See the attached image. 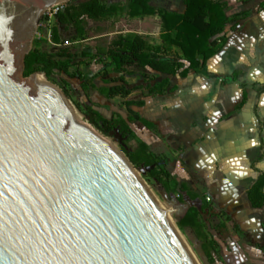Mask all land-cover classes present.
Here are the masks:
<instances>
[{
  "label": "water",
  "instance_id": "95a60500",
  "mask_svg": "<svg viewBox=\"0 0 264 264\" xmlns=\"http://www.w3.org/2000/svg\"><path fill=\"white\" fill-rule=\"evenodd\" d=\"M63 1L0 0V264H189L127 157L60 90L27 82L43 74L16 79L41 17Z\"/></svg>",
  "mask_w": 264,
  "mask_h": 264
},
{
  "label": "rangeland",
  "instance_id": "374dc122",
  "mask_svg": "<svg viewBox=\"0 0 264 264\" xmlns=\"http://www.w3.org/2000/svg\"><path fill=\"white\" fill-rule=\"evenodd\" d=\"M102 1L109 6H118L117 3L124 2L123 10L115 12L105 21L87 20L84 34L81 36L72 27L58 24L53 17V11L45 12L28 44L30 51L39 49L43 52L55 53L68 50L74 58L64 62L69 66L70 72H78L85 82H89L87 89H82V82L78 78L71 79L63 73L49 79L44 78L64 94L83 116L85 122L90 124L84 115L87 108L95 110L108 120L118 117L125 120L133 131V137L127 140L122 139L117 131L106 136L90 124L106 137L104 140L124 159L125 152H136L139 144L143 143L147 136L152 137L155 143L161 146L159 155L155 157L156 160L150 168L134 172L161 216L169 224L190 264H264V254L258 246V242L264 237V213L260 210H251L245 204V191L254 175L247 177V170L241 164L232 167L231 163L227 162L228 153H224L223 135H216L217 140L214 145H211L210 140L205 136L194 140L193 145L197 152L195 158L198 161L189 162L188 169L180 170V152L184 153L183 148L180 149V136L171 139L168 135V131L169 133L175 131L180 115L171 116L172 118L161 115L168 111L175 96L174 92L178 90L179 78L171 79L172 83L169 86L175 89L157 97L146 95L145 87L148 84L140 77L128 78L129 88L142 86L143 89L133 92L125 99L106 98L103 90L109 86L108 81L114 75L110 72V68L105 69L103 55H95L106 52L109 44L119 34L147 33L155 39L161 22L158 17L150 23L130 19L127 17V0ZM176 1L153 0V4L177 9ZM256 8L257 6L253 11ZM254 26H256L255 20L253 27L252 23L242 22L234 30H229L226 35L230 38L234 36L233 45L230 51L221 55V59L223 64L227 60L228 63L235 60L236 67L233 73L248 86V92H253L255 95L256 82L264 79V40L258 39L253 33ZM246 28H249V31ZM54 33L57 34L58 43L53 40ZM103 72L110 73L105 76ZM16 79L23 80L21 72L16 75ZM162 80V76H156L155 81L149 84L153 86ZM127 102L132 103L130 107L126 105ZM254 102L255 99L251 103ZM140 103L142 105H139ZM129 110L137 112L144 121H150L152 118L157 123L154 122L152 128L141 122L137 123L134 114L130 115ZM248 118L250 119L240 124L250 125L251 129L245 131L249 136L247 139L251 143L257 142L255 120L252 114H249ZM173 120L174 131L168 127ZM162 146L164 149L160 153ZM152 169L162 173L165 187L150 177ZM163 173H167L169 177H164ZM191 207L198 210L201 226L198 230L190 228L180 230L178 222Z\"/></svg>",
  "mask_w": 264,
  "mask_h": 264
},
{
  "label": "trees",
  "instance_id": "16d2710c",
  "mask_svg": "<svg viewBox=\"0 0 264 264\" xmlns=\"http://www.w3.org/2000/svg\"><path fill=\"white\" fill-rule=\"evenodd\" d=\"M181 1L185 8L183 14L168 13L153 7L150 5V0H128L126 8L130 18L147 16L160 18L162 45L160 48L154 49L147 44L141 35H119L109 44L106 52L95 55H103L102 60L105 63V69L110 68V72L114 75L108 81L109 86L103 90L106 98L120 97L125 99L133 92L142 90V86L129 88L127 79L134 77H140L148 84L145 87L147 96H163L169 90L168 77L186 78L190 73L202 71L208 62L224 48L226 44L225 30L228 27H236L247 18L246 13L227 17L225 14L226 4L221 1ZM122 10V7L108 6L102 0H72L62 9H58L53 17L58 24L72 27L81 36L84 34L87 20L105 21L110 19L115 12ZM53 40L58 43L56 33L53 35ZM173 47L180 50V56L172 51ZM73 58L74 55L66 49L55 53L34 49L24 58L22 76L28 78L33 74L40 73L49 79L63 73L71 79L78 78L82 82V89L86 90L89 82H85L78 72H70L69 66L64 62ZM148 71L166 78L151 86L149 83L155 81L156 76L149 74ZM110 72H103V75L108 76ZM131 104V102L126 103L128 107ZM129 113L130 115L134 114L131 110ZM84 115L91 125L106 136L117 130L124 140L133 137V131L120 117L108 120L91 108H87ZM134 116L137 122L152 128L151 124L135 114ZM125 155L136 170L150 168L156 160L144 143L139 144L136 152H125ZM257 173L256 180L246 191L245 196L251 209L264 212V173ZM149 175L165 187L166 183L163 182L160 171L157 172L152 169ZM163 175L169 177L167 173H163ZM198 215L196 208H189L178 222L179 229L198 230L201 226ZM260 251L264 253V246L260 247Z\"/></svg>",
  "mask_w": 264,
  "mask_h": 264
},
{
  "label": "crops",
  "instance_id": "0c3cea01",
  "mask_svg": "<svg viewBox=\"0 0 264 264\" xmlns=\"http://www.w3.org/2000/svg\"><path fill=\"white\" fill-rule=\"evenodd\" d=\"M214 1H221L226 4L225 14L227 17L246 13L247 18L240 23L249 22L252 23V27L255 20L256 26H254L253 33H255L258 39L262 38L264 40V0ZM123 3L119 2L117 5L123 7ZM150 5L168 13L183 14L185 10L181 0L176 1L177 9L156 6L153 4V0H150ZM256 6L257 8L253 11V8ZM154 18L156 17L147 16L130 19L135 21L143 20L150 23ZM159 21L161 22L160 18ZM239 24L234 28L228 27L225 30L226 44L224 48L208 62L202 71L199 73H190L186 78L168 77L169 85L172 83L171 79L174 78H179L180 84L178 85V90L174 92L175 96L171 100L172 102L169 105L168 111L161 115H165L168 118L180 115V120L177 119L178 126H175V131L172 129L174 120L173 122H168V127L174 131L170 133L168 131V135L171 139H176V136H180V149L183 148L184 151V153L180 152L181 171L188 169L187 164L189 162L196 163L198 161L195 158L197 152L194 149V140L205 136V138L210 140V144L214 145L217 140L216 135H223L225 139L224 153H228L227 162L231 163L232 167L241 164L247 170V177L254 175L246 189L247 191L256 180L258 176L257 172L264 173V79L256 82L257 88L254 95L253 92H248V86L244 84L243 80L239 79L233 73L236 67L235 60H232L230 63H228V60L225 64L222 63L221 55L231 50L234 41V36L232 39L226 33L229 30L237 28ZM247 29L249 31V28ZM247 33L249 34V32ZM136 34L144 37L147 44L154 49L160 48L162 45L160 39L161 25L158 26V33L155 35V39L151 38L152 35L147 33ZM153 39L155 40L154 44ZM172 51L176 52L179 56L181 55L180 50L176 47H173ZM148 73L154 76H162L151 71H148ZM162 77L163 79L166 78L165 76ZM240 78L243 77L240 76ZM172 89H175V87L169 86V90ZM254 99L255 102L253 104L251 102ZM133 113L139 116L137 112ZM249 114H252L255 120L254 125H256L257 142L253 143L247 139L249 136L245 134L246 130L251 129L250 125L242 126L240 124L250 119L248 118ZM139 117L143 119L141 116ZM205 117L206 119H204ZM147 122L152 127L154 122L157 123L152 118ZM234 124H236L235 127ZM143 143L147 145L150 153L154 157H158V151L161 150V146L155 143L152 137L147 136V139ZM163 149L162 146L160 153L163 152ZM245 204L251 209L246 200V196ZM258 246L259 248L264 246V237L261 242H258Z\"/></svg>",
  "mask_w": 264,
  "mask_h": 264
},
{
  "label": "bare ground",
  "instance_id": "6f19581e",
  "mask_svg": "<svg viewBox=\"0 0 264 264\" xmlns=\"http://www.w3.org/2000/svg\"><path fill=\"white\" fill-rule=\"evenodd\" d=\"M69 0H64L63 2H60V3H57L56 5H54L52 8H50L49 10H51V9H56V8H60L61 6H64L67 2H68ZM23 23V27H25V24H26V21H25V23H24V21L23 22H21L20 24H22ZM27 30H29V31H31V28H28ZM26 30V32L22 35V45H23V47H24V45H25V43L24 42H26L28 39H29V37H30V35H31V33H32V31L31 32H29L28 33V31ZM27 82L28 83H33V82H36L37 84H44V85H50V86H53L52 84H50L43 76H34V77H32L31 79H29V80H27ZM54 88H56V87H54ZM59 90V89H58ZM71 105V109H72V112H73V114H74V117L78 120V121H80V122H85L84 121V119H83V116L72 106V104H70ZM104 138H106V137H103L102 138V141H103V143H104V145H105V147L111 152V153H113L114 155H116L117 157H119L120 159H122L125 163H127V160H126V158L124 159L118 152H116L112 147H111V145H109L105 140H104ZM125 157V156H124ZM135 171V170H134ZM133 174H134V176L138 179V181H139V184H140V186H141V188H142V190H143V192L145 193V195H146V197L148 198V200L152 203V205L156 208V206L154 205V203L151 201V199L149 198V196H148V194L146 193V191L144 190V188H143V185H142V183H141V180L137 177V175L135 174V172H133ZM156 210H157V208H156ZM158 211V210H157ZM159 212V211H158ZM161 215V214H160ZM162 217V216H161ZM162 219H163V221H164V223H165V225H166V227H167V229H168V231H169V233L171 234V236H172V238L174 239V241L177 243V245L179 246V248L181 249V251H182V253H183V255L185 256V258H186V260L188 261V263L190 264V262H189V260H188V258H187V256H186V254H185V252L183 251V249L181 248V246H180V244L178 243V241H177V239H176V237H175V235H174V233L172 232V230H171V228L169 227V224L164 220V218L162 217Z\"/></svg>",
  "mask_w": 264,
  "mask_h": 264
},
{
  "label": "built area",
  "instance_id": "2783aa9c",
  "mask_svg": "<svg viewBox=\"0 0 264 264\" xmlns=\"http://www.w3.org/2000/svg\"><path fill=\"white\" fill-rule=\"evenodd\" d=\"M62 8H63V6H62L61 8H57V9L50 10V11H53V14H54V13H56V11H57L58 9H62Z\"/></svg>",
  "mask_w": 264,
  "mask_h": 264
},
{
  "label": "flooded vegetation",
  "instance_id": "af4514ba",
  "mask_svg": "<svg viewBox=\"0 0 264 264\" xmlns=\"http://www.w3.org/2000/svg\"><path fill=\"white\" fill-rule=\"evenodd\" d=\"M27 31H28V33L31 32V31H29V30H27Z\"/></svg>",
  "mask_w": 264,
  "mask_h": 264
}]
</instances>
